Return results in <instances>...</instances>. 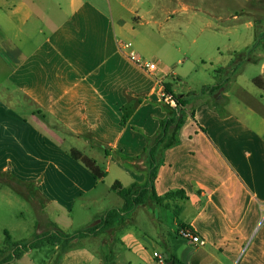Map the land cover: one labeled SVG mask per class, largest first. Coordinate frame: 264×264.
I'll use <instances>...</instances> for the list:
<instances>
[{"label":"crops","instance_id":"crops-1","mask_svg":"<svg viewBox=\"0 0 264 264\" xmlns=\"http://www.w3.org/2000/svg\"><path fill=\"white\" fill-rule=\"evenodd\" d=\"M251 2L0 0V175L67 235L121 212L97 236L41 253L55 251L57 264H159V255L167 264H264V41ZM258 14L264 22L263 6ZM185 42L203 45L196 57L182 53ZM131 51L155 53L157 71ZM253 65L259 75L248 79ZM197 75L212 82L191 87ZM156 80L186 100L178 143L162 150L153 186L157 196H183L127 214L112 186H145L136 163L176 111ZM182 226L205 246L181 238Z\"/></svg>","mask_w":264,"mask_h":264},{"label":"rangeland","instance_id":"rangeland-1","mask_svg":"<svg viewBox=\"0 0 264 264\" xmlns=\"http://www.w3.org/2000/svg\"><path fill=\"white\" fill-rule=\"evenodd\" d=\"M258 1L259 0H252L251 3L252 6L257 9L256 18L257 21L260 20L261 22L258 28L260 35L259 39L261 42H263L264 22L262 21L258 12L262 6L264 7V4H260ZM202 46L203 45L201 43L198 45H193L186 42L180 45L182 48V53L187 54L191 58H194L199 54L200 47L202 48ZM141 57L151 61L154 60L156 55L155 53H149ZM177 66L179 69L182 67L181 64H178ZM259 72V66H250L247 69L246 78L249 79L258 76ZM199 78L202 80H199ZM194 79L195 83H191V87L194 88L196 87V82H200L201 84H210L212 82V78L208 76L197 75ZM170 86L172 91L177 95L187 94L185 85L176 87L174 84H171ZM183 100H186V98L184 97ZM172 138L173 134L171 133L164 144L157 146L154 152V162L151 161L150 153L148 152L147 155L142 157V159L136 163L138 169L144 170L145 174L147 175V181L145 184L146 187L149 185L151 175L160 161L162 150L165 144L170 142ZM115 158L117 159L116 156ZM41 206L42 204L40 201L38 204L33 203L32 198L28 195L23 186L15 185L14 182L8 181L7 178L0 175V264H57V256H53L55 251L52 249L50 250V248H46V252H40L41 248L53 246L49 242H44V239L57 233L55 227L52 226L53 229L49 228L48 223H46V221L41 218ZM167 218L169 219V222L172 223L174 221V214H167ZM138 221L140 222L141 218H139ZM78 224L79 223L76 222L75 227L78 226ZM7 235L11 237L13 243L30 242L32 245L36 244V247L31 253H29V255L22 254L20 248L7 246ZM51 256H53V258H50ZM6 261L8 262L6 263Z\"/></svg>","mask_w":264,"mask_h":264},{"label":"trees","instance_id":"trees-1","mask_svg":"<svg viewBox=\"0 0 264 264\" xmlns=\"http://www.w3.org/2000/svg\"><path fill=\"white\" fill-rule=\"evenodd\" d=\"M263 47H264V43H263ZM240 56H241V54L239 55V57ZM235 63H236V60H234L231 63L230 68H232ZM254 83H255V85H257L260 88L263 87V84L259 78H256L254 80ZM166 89H167V87H166ZM167 91L169 93H171L168 89H167ZM171 94L176 99L178 106L180 108L177 109L176 111H174L173 117H171L170 119L165 120L161 123V133L158 135V137L152 143V145H151L152 147H150L148 150V152L150 153V159L152 162H154V160H155V153H154L155 149L157 148V146L164 144L165 141L169 138V135L171 133L173 134V138L170 142L165 144L163 149L172 147L178 143V139H177L178 130L180 129L181 124L184 121V110L182 108L184 106V102L182 99H180L179 97H177L173 93H171ZM71 154H72L74 159L82 161L83 164L93 173L94 177L97 180H102L105 177V173L102 171V169L98 166V164L95 161H93L92 159L82 155L79 151L74 150V149L72 150ZM156 168H157V166H156ZM156 174H157V171L155 169L151 175L149 185L147 187L144 186L141 188L138 185H133L131 188L125 189L120 182H116L112 186V189L115 192H117L122 197V199L125 201V206H124L122 212L129 214L135 208H137L139 206H143V205L145 206V205H151V204L162 205V204H164V202L166 200H169V199L174 198L176 196H178V197L183 196L182 192L168 193L167 195H165L163 197L157 196V194L154 190V186H153V181L156 177ZM120 213L121 212H118V211L111 212L105 218H103L101 220L100 224L92 226L86 230H82L75 235H67V234L57 230V233L55 235H53V236L51 235V236L47 237L46 239H44V242H49L52 245H55V244L63 242V241L69 242V241L77 238L78 236H90V235L97 236L101 231H104L108 228H111L113 226V221H115V219H117L120 216ZM175 214H176L175 216L178 217V213L176 212ZM183 227L184 226H182L181 228H183ZM6 243H7L8 247L20 248L22 254H26V253L30 252L31 250L35 249V247H36V244L32 245L30 242H28V243H13L12 239L9 235H7ZM7 262L8 261H6V263Z\"/></svg>","mask_w":264,"mask_h":264},{"label":"built area","instance_id":"built-area-1","mask_svg":"<svg viewBox=\"0 0 264 264\" xmlns=\"http://www.w3.org/2000/svg\"><path fill=\"white\" fill-rule=\"evenodd\" d=\"M125 49H130L131 44L124 45ZM129 57L132 61H134L137 65L141 66L145 70H147L149 73H155L158 69V66L153 61H148L142 57H139L135 52L131 51L129 54ZM157 86L160 90V95L164 103H166L168 106L172 107L173 109L177 110L179 108L178 103L174 96L169 93L164 86L163 82L161 80H156ZM179 236L183 238L184 240H187L194 244L195 246H205L206 242L205 240L201 239L195 231L192 228L189 227H183L179 230ZM159 264H167V259L159 255L157 257Z\"/></svg>","mask_w":264,"mask_h":264},{"label":"water","instance_id":"water-1","mask_svg":"<svg viewBox=\"0 0 264 264\" xmlns=\"http://www.w3.org/2000/svg\"><path fill=\"white\" fill-rule=\"evenodd\" d=\"M169 264H173V263H169Z\"/></svg>","mask_w":264,"mask_h":264}]
</instances>
